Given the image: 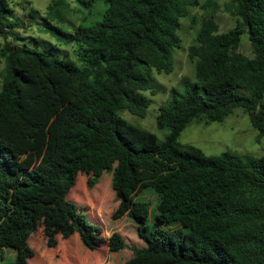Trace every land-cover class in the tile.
<instances>
[{
  "label": "trees",
  "instance_id": "obj_1",
  "mask_svg": "<svg viewBox=\"0 0 264 264\" xmlns=\"http://www.w3.org/2000/svg\"><path fill=\"white\" fill-rule=\"evenodd\" d=\"M103 2V19L69 37L80 45L78 65L9 40L8 29L25 24L9 20V3L0 0V263L12 252L14 264H32L40 234L48 248L78 237L81 249L95 251L103 228L70 195L81 176L94 189L108 174L111 219L131 218L146 244L129 246L115 232L107 240L111 253L153 264H264V155L208 156L180 142L191 124L223 122L238 109L264 138V0H231L225 9L236 26L226 32L210 14L202 19L188 48L192 89L159 109L157 126L169 130L163 142L120 112L145 117L141 68L172 71L189 2ZM245 33L253 57L239 51ZM146 188L158 198L154 228L151 204L134 198Z\"/></svg>",
  "mask_w": 264,
  "mask_h": 264
},
{
  "label": "rangeland",
  "instance_id": "obj_2",
  "mask_svg": "<svg viewBox=\"0 0 264 264\" xmlns=\"http://www.w3.org/2000/svg\"><path fill=\"white\" fill-rule=\"evenodd\" d=\"M7 1L10 11L6 15L9 20H19L25 24L24 27L8 29L9 40L41 52L53 53L63 59L74 61L78 65H82L78 57L80 45L69 37L72 36L75 27H87L100 22L107 8L103 0L91 6L87 0H61L62 6L54 11L49 10L54 0ZM191 1L188 0L187 13L180 19L181 27L178 30V36L181 44L173 49L172 71L159 73L155 69L141 68V73L148 82V89L142 93L149 101L145 117L134 116L125 111L120 112V116L125 121L150 133L159 142H163L169 134L168 129H160L157 126L160 107L167 105L173 97L185 94L187 90L192 89L188 83H194L196 80L195 63L188 56V48L201 28L202 19L207 14L213 16L221 32L236 26V18L225 9L231 0H198V7ZM216 5L219 8L213 11ZM52 28L59 30L55 31ZM3 41L4 38L0 36V43ZM239 51L248 57L254 55L247 33L241 37ZM4 68L5 61L0 57V92L3 84L1 74ZM180 142L182 145H193L208 156H222L229 153L251 158L264 155V138L259 139L258 130L252 126L249 116L242 109L236 110L223 122L191 124L181 134ZM108 177V174H103L99 184L94 189H89L88 178L81 176L77 181V187L70 195V199L79 205L89 219L103 228L102 241L97 249L92 253L81 249L84 247L78 237L76 238L80 246L73 239L68 241L60 239L58 246L48 248L40 234L32 240V245L36 249L32 264H75L78 255L85 257L82 262L85 260L87 262L83 264H153L152 261L144 258H133L131 252L113 254L109 251L107 240L115 232L120 233L129 246L144 248L146 244L138 238L137 226L131 218L126 216L118 221L111 219L115 202L110 189V177L109 179ZM134 198L151 204L153 212L148 225L151 228L156 227L154 210L158 204L157 195L146 188ZM14 260V253L7 252L5 264H14Z\"/></svg>",
  "mask_w": 264,
  "mask_h": 264
}]
</instances>
